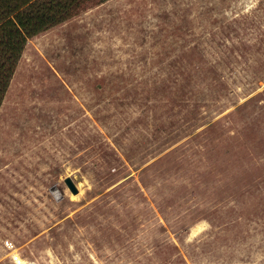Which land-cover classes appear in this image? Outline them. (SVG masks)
<instances>
[{"label": "rangeland", "instance_id": "374dc122", "mask_svg": "<svg viewBox=\"0 0 264 264\" xmlns=\"http://www.w3.org/2000/svg\"><path fill=\"white\" fill-rule=\"evenodd\" d=\"M0 264H264V0H89L30 39Z\"/></svg>", "mask_w": 264, "mask_h": 264}, {"label": "trees", "instance_id": "16d2710c", "mask_svg": "<svg viewBox=\"0 0 264 264\" xmlns=\"http://www.w3.org/2000/svg\"><path fill=\"white\" fill-rule=\"evenodd\" d=\"M88 1L0 0V109L29 40L67 22Z\"/></svg>", "mask_w": 264, "mask_h": 264}, {"label": "water", "instance_id": "95a60500", "mask_svg": "<svg viewBox=\"0 0 264 264\" xmlns=\"http://www.w3.org/2000/svg\"><path fill=\"white\" fill-rule=\"evenodd\" d=\"M66 184L68 185V187L70 188V190L74 194H78L79 193V189H78L76 183L74 182V180L72 178H67L66 179Z\"/></svg>", "mask_w": 264, "mask_h": 264}]
</instances>
